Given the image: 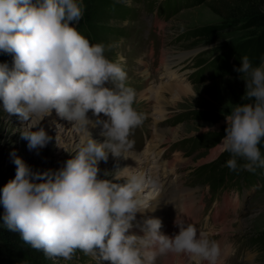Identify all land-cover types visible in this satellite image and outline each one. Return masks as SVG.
Listing matches in <instances>:
<instances>
[{
  "label": "clouds",
  "instance_id": "1",
  "mask_svg": "<svg viewBox=\"0 0 264 264\" xmlns=\"http://www.w3.org/2000/svg\"><path fill=\"white\" fill-rule=\"evenodd\" d=\"M83 15L81 0H0V52L12 56L11 67L0 64V110L26 125L54 111L84 136L75 154L55 171H33L11 153L15 177L0 191L4 226L46 259L70 261L80 251L97 264H157L170 255L218 264V242L178 216L174 225L179 232L171 236L161 232L159 218L137 225L143 235L129 234L137 213L155 210L139 198L143 176L130 171L113 180L98 178L99 163L107 162L109 154L130 157V136L143 116L133 107L137 94L127 86L124 57L110 60L105 52L113 45L92 44L77 30ZM234 70L246 84L243 99L249 102L236 104L225 116L219 147L231 155L230 170L255 172L264 168L258 147L264 141V59L254 67L244 56ZM97 126L103 142L89 131ZM20 135L29 150L52 140L42 127L26 128Z\"/></svg>",
  "mask_w": 264,
  "mask_h": 264
},
{
  "label": "rangeland",
  "instance_id": "2",
  "mask_svg": "<svg viewBox=\"0 0 264 264\" xmlns=\"http://www.w3.org/2000/svg\"><path fill=\"white\" fill-rule=\"evenodd\" d=\"M100 1H112L118 9L130 13L122 17L124 12L114 18L102 8L101 11L107 14L97 22L109 31L118 33L117 36H103L102 44L106 48L113 45L105 55L112 61L120 56L124 57L122 67L127 73V86L132 87L137 94L133 107L142 114L143 123L130 136L134 141L132 150L143 156L145 152L142 151H145L147 141H144V137L147 138L151 132V138L154 130L152 126L165 129L162 135L155 137L154 142L158 145L157 149L168 147L167 157L180 161L182 166L179 164L177 172L172 173L171 177L174 178L179 173L181 186L188 188L196 199L198 207L194 210V216H199V232L204 231L209 239L218 240L222 234L219 233L218 223L222 219L215 223L212 218L215 210L225 208V218L233 222L234 229L226 232L224 239L232 244L230 253L239 251L234 262L264 264V175L258 177L260 180L257 176L250 179L249 182H255L253 184L246 180L243 171H230L227 179L224 178L223 182L212 186L215 182L212 175H203L198 169L221 154L219 142L227 127L225 116L236 104L249 102L243 99L246 84L239 78L240 75L211 77L208 72L204 74L202 66L247 37L248 30L243 28L246 14L251 8L264 12V0L242 3L231 0H201L195 5L182 6L177 10L174 8L166 17L162 15L171 5H167V0H86V3L96 4ZM158 9L159 14L156 13ZM205 25H219L220 28L212 37L196 36L197 28ZM75 27L80 31L79 24ZM149 39H153L154 43L151 44ZM151 48L154 54L149 56ZM169 55H173L171 61L166 60ZM3 57L6 59L5 63L11 67L12 56L4 53ZM158 59H164L167 65H172V69L179 72L180 76L183 74L182 81L166 82L167 78L161 76L159 79L153 73L158 66H162ZM162 81L165 82L161 83ZM26 123L16 116L9 118L0 110V191L15 177L16 166L11 156L13 151L33 171H55L64 166L82 143L74 134V126L66 120L54 118L46 121L45 118L37 120L33 117L27 125ZM40 127L44 128L52 140L44 148L29 150L27 141L21 139L20 132L26 128L37 130ZM173 128L175 130L172 132L177 133L174 135L176 138H172L171 132H167ZM103 140L101 138L99 142ZM159 140L162 141L158 142ZM177 152L179 154L175 155ZM173 153L175 154L172 155ZM230 158L229 154L220 159V166L216 167L214 175L226 173L222 167L226 168ZM237 163L240 165L243 161L237 159ZM133 172L137 174L138 169ZM113 175L108 179L113 180ZM145 181H148V177H145ZM157 190L159 189L154 193ZM151 191L153 192V188L142 189L141 193L149 194ZM228 200L233 208L224 207ZM3 214V205L0 204V232L11 234L15 244L10 253L2 256L3 264H97L93 257L85 256L80 251L70 261L62 258L46 259L43 252L26 245L19 233L4 226ZM212 227L214 230L208 232ZM161 259L162 257L157 260V264L161 263ZM109 263L101 261V264Z\"/></svg>",
  "mask_w": 264,
  "mask_h": 264
},
{
  "label": "bare ground",
  "instance_id": "3",
  "mask_svg": "<svg viewBox=\"0 0 264 264\" xmlns=\"http://www.w3.org/2000/svg\"><path fill=\"white\" fill-rule=\"evenodd\" d=\"M153 54H154V51L151 49L148 55L152 56ZM167 57L168 58L166 60L170 59L169 61H171L172 60L171 58L173 57V55H169ZM164 59H158V61L162 63V66H158L155 69V72L153 71L152 72L158 75L159 79H160L159 76H161V78L166 77L167 78L165 80L166 82L167 81H170V82L182 81L181 78H184L183 74L182 76H180L179 72L172 69V65H167L164 62ZM160 60H162L163 62ZM165 81H162L161 83ZM54 118H59L56 116L54 111L51 116L45 117L46 121L54 119ZM36 119L41 120V118L39 117H36ZM92 119H95V118L93 117ZM152 127L154 128L152 132L153 134L151 138H149L151 132L149 133V136L147 138V141L144 147L145 151H142V152H145L143 153L144 154L143 156L134 150H131V152L128 154L130 157L127 159H124V158L116 159V158H113L112 156H109L107 162L101 161L99 163L100 173L98 174V178L108 179L113 174L115 175L119 174L121 176H126L130 171L133 172L136 168L138 169L137 175L143 176L144 178L148 177V181L145 182V186L143 189L153 188V192L151 191L149 194H142L140 192L139 198H141L143 201L146 202V204H149L155 210L154 211L146 210L145 213L143 214L137 213L136 220L133 221L134 227L130 230L129 234L143 235L141 234L142 232L140 231V227L137 225L138 224L142 225L143 220L147 218H159L162 221L161 232L165 235L171 236L174 233L179 232L178 227L174 225V220L176 219L177 216L183 219L186 224H192L197 229V232L200 233L198 231L199 229L198 226L195 225L196 221L199 219V216H194V210L198 207L196 199L193 198L191 191H189L188 188L181 186L180 180H178V177L180 176L179 173L173 176L174 178L171 177L172 173L177 172L180 161L177 162L176 158L174 160L170 157H167L168 147H161L160 149H157L158 145L157 143L154 142L155 137L157 135H162V133L165 132V129L156 128L155 126H152ZM73 129L75 130L74 134H76L81 139L80 142H82L84 140L83 134L79 132L75 127H73ZM172 130H175V129L174 128L169 129L167 130V132H171L170 136L172 138H176L174 135H176L177 133H175L176 131L172 132ZM89 131L91 132L92 138L94 140L100 141L101 138H104L101 135L100 126H97L95 128L90 127ZM151 131H152V128H151ZM161 141L162 140H159L158 142H161ZM216 149H219V147ZM213 153L215 154L216 150ZM174 154L175 153H173L172 155ZM178 154L179 152H177L175 155H178ZM181 162L183 161L181 160ZM149 164H151V166H148ZM181 166L182 165L180 164V167ZM105 173H107V175H105ZM156 189H159V190H157V192L154 193ZM231 205H232L231 202L228 200L224 207L231 206ZM225 213H226L225 208H223V210L217 209L215 210V213L212 218L215 223H217V221L220 218L222 219V221L218 223V225L220 226L219 233H222V234L218 238V240H216L221 250V256L218 261V264H236L234 260L236 259L237 257L236 254H238L239 251L230 253L232 244L228 240L224 239L225 237L224 234L234 229L232 227L233 222H230L229 219L226 220ZM213 230H214V227L209 228L208 232H212ZM203 233L205 232L203 231ZM160 264H194V262L184 255H170V256L162 257Z\"/></svg>",
  "mask_w": 264,
  "mask_h": 264
},
{
  "label": "trees",
  "instance_id": "4",
  "mask_svg": "<svg viewBox=\"0 0 264 264\" xmlns=\"http://www.w3.org/2000/svg\"><path fill=\"white\" fill-rule=\"evenodd\" d=\"M137 1V0H134ZM235 1L237 3H242L249 0H231ZM201 0H167V5L170 3V8H166L164 11V15L167 16L170 11L177 10V8L182 6H191L200 3ZM83 9H84V15L82 20L79 22L80 27V33L87 38L90 43L96 44V43H103V36H106L105 34H113L118 35L115 31H109L107 27L104 25L98 24L97 21L102 20L104 16H106L107 13L104 11H101L102 8H105L104 10L106 12H109L110 17L116 18L117 16H121L120 14L124 13L122 17L126 16L127 14L130 15V13H127L126 10L118 9L117 5L113 3L112 1H100L96 4L92 3H86V0H81ZM166 5V6H167ZM160 9V8H159ZM157 10L158 12L160 10ZM97 22V23H96ZM219 25H205L202 27L197 28L196 36L200 35L205 38L212 37L219 31ZM243 28L248 30L247 37L243 39L241 42L234 45L231 49L228 51L216 55L212 60H210L206 65L202 66V70L204 71V74L210 73V76H222V75H230V76H239L240 74L236 72L234 69L239 68L241 66V58L244 56H247L251 62V64L255 67L258 66L263 59L264 56V12H261L259 10H252L249 9V11L246 14V18L243 22ZM3 52H0V64L5 63V57H3ZM222 133H220L221 135ZM219 135V136H220ZM261 151L262 158H264V141L261 142L260 145H258ZM229 153L223 152L221 153L216 159H214L212 162H210L208 165H202L198 169L201 170V174L203 175H212V179L215 181L214 184H220L223 182L222 180L224 178H228L227 174L230 173V170L228 167L223 168V170H226V173L224 174H218L217 176L215 174L216 167L220 166V159L224 157H227ZM222 165V164H221ZM210 169H208V168ZM233 172V171H232ZM234 173V172H233ZM232 173V174H233ZM242 173H245L244 175L246 180L251 181L254 176H257V178L263 177L264 175V168H256L255 172H249V171H243ZM260 180V178H258ZM262 179V178H261ZM249 183H255V182H249ZM1 221V220H0ZM13 236L11 234H2L0 232V264H3L2 256H4L7 253H10L13 248H15V244H13Z\"/></svg>",
  "mask_w": 264,
  "mask_h": 264
}]
</instances>
